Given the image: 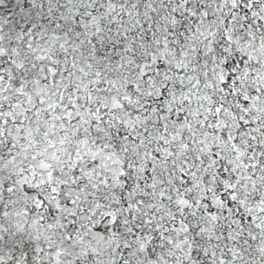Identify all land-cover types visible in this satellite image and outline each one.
Instances as JSON below:
<instances>
[{
    "label": "snow or ice",
    "instance_id": "6c2138e0",
    "mask_svg": "<svg viewBox=\"0 0 264 264\" xmlns=\"http://www.w3.org/2000/svg\"><path fill=\"white\" fill-rule=\"evenodd\" d=\"M0 264H264V0H0Z\"/></svg>",
    "mask_w": 264,
    "mask_h": 264
}]
</instances>
